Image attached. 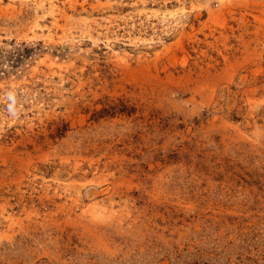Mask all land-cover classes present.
I'll return each mask as SVG.
<instances>
[{
  "label": "rangeland",
  "instance_id": "374dc122",
  "mask_svg": "<svg viewBox=\"0 0 264 264\" xmlns=\"http://www.w3.org/2000/svg\"><path fill=\"white\" fill-rule=\"evenodd\" d=\"M0 264H264V0H0Z\"/></svg>",
  "mask_w": 264,
  "mask_h": 264
}]
</instances>
